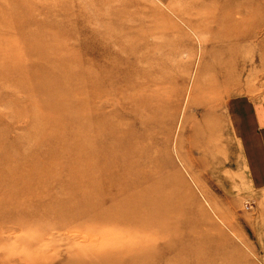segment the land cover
Masks as SVG:
<instances>
[{
    "label": "rangeland",
    "instance_id": "obj_1",
    "mask_svg": "<svg viewBox=\"0 0 264 264\" xmlns=\"http://www.w3.org/2000/svg\"><path fill=\"white\" fill-rule=\"evenodd\" d=\"M261 106L264 0H0V264H264Z\"/></svg>",
    "mask_w": 264,
    "mask_h": 264
},
{
    "label": "crops",
    "instance_id": "obj_2",
    "mask_svg": "<svg viewBox=\"0 0 264 264\" xmlns=\"http://www.w3.org/2000/svg\"><path fill=\"white\" fill-rule=\"evenodd\" d=\"M259 109H260V111H257L256 107L253 108V109H250L251 112H252V114L250 115L252 117V121H251L252 123H251L250 128L246 131V134L244 133L245 134V137L243 136V143H244V146H246V147H245V149H243L242 157L245 158V156H246V158H247V166L250 167V168L249 167L248 168H249V172L251 174L254 173V171L256 170L255 169V164L252 167L251 158L255 157V158L258 159V157H261L263 155V152H264L263 149H261L258 146H257V148H252V149H249V147L247 148V146L251 143V141L253 140V138L256 139V136H259L260 137V135H261V134H255V133L252 134V130H253V128H255V126L260 127V126H263V124H264V109L262 108V106ZM254 113H255V116L258 115V116H256V118L258 117L257 118L258 121L254 118V116H253ZM251 151L254 152V155H252V156H251ZM256 151H259V155L258 156L256 155ZM262 174H264V172ZM255 177L256 176H254L252 179L253 180L254 179L256 180ZM261 178L262 179H260V181H264V176H261Z\"/></svg>",
    "mask_w": 264,
    "mask_h": 264
},
{
    "label": "bare ground",
    "instance_id": "obj_3",
    "mask_svg": "<svg viewBox=\"0 0 264 264\" xmlns=\"http://www.w3.org/2000/svg\"><path fill=\"white\" fill-rule=\"evenodd\" d=\"M93 81V80H92ZM91 88H92V85H91ZM91 88H89L90 90H91ZM93 89V88H92ZM91 93V92H90ZM243 105V104H242ZM207 108V107H206ZM209 108H211V107H209ZM208 108V109H209ZM239 109V108H238ZM144 110V109H143ZM211 110V109H210ZM145 111V110H144ZM144 113V112H143ZM207 114V113H206ZM141 115H142V113H141ZM139 116H140V114H139ZM89 120V119H88ZM251 121L249 120V123H248V119H246L245 117H244V115H242L241 117H239L238 119L236 118V120H235V124H234V128H236V131H237V133H238V136H239V138H240V140H241V142H243V136L245 137V134H246V126L248 127V125L249 126H251ZM248 124V125H247ZM91 125V124H90ZM89 126V125H88ZM92 127L90 126V129H91ZM86 131H88V130H86ZM89 131H91V130H89ZM91 133V132H90ZM245 133V134H244ZM92 135V134H91ZM94 135V134H93ZM96 136V135H95ZM113 141V140H112ZM110 142H111V140H110ZM136 146V145H135ZM138 152V151H137ZM251 153H252V155H254V152H252L251 151ZM256 155L258 156V154H257V151H256ZM122 183V182H121Z\"/></svg>",
    "mask_w": 264,
    "mask_h": 264
}]
</instances>
